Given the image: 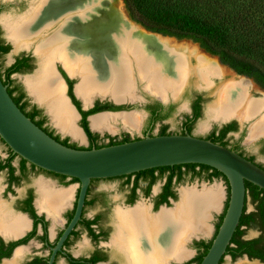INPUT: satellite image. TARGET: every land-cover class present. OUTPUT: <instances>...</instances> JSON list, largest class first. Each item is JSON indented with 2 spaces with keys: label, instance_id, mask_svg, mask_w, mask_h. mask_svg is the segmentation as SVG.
Returning <instances> with one entry per match:
<instances>
[{
  "label": "bare ground",
  "instance_id": "1",
  "mask_svg": "<svg viewBox=\"0 0 264 264\" xmlns=\"http://www.w3.org/2000/svg\"><path fill=\"white\" fill-rule=\"evenodd\" d=\"M41 4L28 14L6 18L5 27L15 48H28L34 41L41 71L25 77L24 82L32 96L46 105L55 124L71 137L83 138V134L75 122L74 108L64 95L65 84L54 70L57 59L69 74L80 77L75 92L84 102L94 95H108L115 101L133 99L136 79L145 81V87L163 99L170 95L176 98L194 76L198 86L217 95L209 108L211 118L226 120L237 116L249 120L264 109V98L249 97V81L240 77L216 87V79L233 71L202 53L195 44L146 32L131 20H124L116 0H42ZM53 25L56 28L49 32ZM118 118L131 126L139 122L132 113H98L90 118V125L93 129L113 131L112 122ZM252 131L264 133V114ZM39 190V204L51 199L45 182L39 183ZM68 194L64 192L59 198ZM221 195L219 187L184 188L174 208L162 206L154 215L148 206L140 204L119 208L115 244L129 252L130 264L183 260L190 255L186 249L189 238L209 233L208 220L211 211L218 208ZM55 202L54 206L49 202L45 207L57 220L60 201ZM26 226L23 216L7 213L0 202V232L12 235ZM15 253L16 257L19 250ZM3 264H14V259ZM236 264L255 262L244 260Z\"/></svg>",
  "mask_w": 264,
  "mask_h": 264
},
{
  "label": "trees",
  "instance_id": "2",
  "mask_svg": "<svg viewBox=\"0 0 264 264\" xmlns=\"http://www.w3.org/2000/svg\"><path fill=\"white\" fill-rule=\"evenodd\" d=\"M122 2L129 18L146 30L196 42L204 51L217 56L221 63L228 65L238 74L252 78L264 89V0H122ZM8 50L9 45L0 43V78L3 84L7 85V91L17 106L50 136L62 144L78 149H89L93 146L101 147L129 141L128 136L121 140L109 137L106 143H99L102 139L98 133L90 130L87 116L102 110H121L128 106L96 101L93 107L83 110L80 101L73 93V81L62 69H60V72L67 83V94L81 114L79 125L83 128L89 144L86 147L76 146L74 143H69L67 137L60 138L58 134H54V131L45 125L46 118L41 115V109L36 106L29 107V102L24 97L22 87L19 84H13L14 79L10 77L14 72L23 73L31 70V57L21 55L15 59L14 63L2 71L1 56ZM201 101L202 99L198 96L192 102V112L190 116L186 115L185 124H193L201 116ZM145 108L149 110L150 117L155 121L166 118L173 110V107L170 106L166 112L157 111V108H162L159 102L148 104ZM165 127L163 126L162 132L158 135H164ZM228 130H236V123H227L219 130L213 128L205 139H210L215 143L226 146L225 132ZM236 152L239 153L238 151ZM15 155L10 150L9 156L3 162L0 161V169L7 167L12 175L14 167L11 161ZM248 159L251 160L250 158ZM25 162L26 160L21 158V169H24ZM258 165L261 166L260 164ZM261 167L264 168V166ZM169 168L171 173L168 180L175 173H184L190 174V178L198 177L207 180L222 178L227 186V198L224 208L218 216L212 237L207 240L200 239L195 241L196 255L183 263L199 264L211 245L225 213L229 197L228 182L220 171L198 163L154 167L126 176L135 175L136 182L138 177L145 176L144 174L148 173L153 180H156L165 174V169ZM154 170H160V173L154 174ZM176 177L178 178L177 180L184 179L183 175ZM73 179L77 180L76 178ZM247 198L254 203V210L246 212L245 206L243 207V212L227 246L225 255L229 254L231 259L247 255L250 259L256 258L264 262V189L245 181V199ZM164 202L168 204L165 199ZM29 210L31 215L36 218L33 210ZM257 225H260L259 227L263 231L255 237L246 239L244 237L246 231L249 228H256ZM25 240L26 237L12 244L15 245ZM3 256H6V254H3ZM222 261L223 257L219 264H222Z\"/></svg>",
  "mask_w": 264,
  "mask_h": 264
},
{
  "label": "flooded vegetation",
  "instance_id": "3",
  "mask_svg": "<svg viewBox=\"0 0 264 264\" xmlns=\"http://www.w3.org/2000/svg\"><path fill=\"white\" fill-rule=\"evenodd\" d=\"M26 1L25 0H0V11L4 10L7 7L10 6H19L23 5ZM31 6L27 11L36 10L38 6L42 3V0H32ZM38 4V6H36ZM42 5V4H41ZM26 11V12H27ZM23 13L22 15L28 14ZM14 19L10 16H4L0 20V43H3L5 45H9L10 50V44L7 42L12 41V37L9 36L8 30L5 27V19ZM2 28L7 34L5 41L3 35H2ZM50 30V29H49ZM34 41L31 43L33 44ZM14 44V43H13ZM30 47V46H29ZM28 47V48H29ZM8 50V51H9ZM7 51V52H8ZM6 52V53H7ZM4 53V54H6ZM3 54V55H4ZM1 56V59L3 57ZM21 55L29 56L31 57L30 63L33 67V55L28 54L26 52H20L17 54L11 63L7 65H2V71L6 69L8 66H10L12 63L15 62V59L17 57H20ZM58 70H63L62 66L57 67ZM64 71V70H63ZM65 72V71H64ZM18 72H14L10 75V77L13 79V75ZM61 73V72H60ZM66 73V72H65ZM62 74V73H61ZM67 75V74H66ZM63 76V75H62ZM68 76V75H67ZM70 78V77H69ZM71 79V78H70ZM63 80V79H62ZM72 80V79H71ZM73 81V80H72ZM64 82V81H63ZM13 84H18L14 80L12 82ZM20 85V84H19ZM21 86V85H20ZM24 92V97L29 102V107L36 106L37 108L41 109L36 103L31 102L30 99H28V96L26 95V92L23 88H21ZM72 90H73V83H72ZM203 101V96L200 93H196L192 96L191 101L189 103V113L185 114L184 118L180 122L178 129H170V127L166 124V118H162L161 120L155 121L153 118L150 117V112L145 108V113L147 114L146 121L140 128V134H134L130 135L126 131H122L118 135H111L110 133H104L105 136L100 135L102 141L106 143L109 140V137H115V139L121 140L128 136L129 140L138 139L141 137H144L146 135H158L162 132L163 126H166L164 129V134H191L193 136L206 138L210 131L213 128H216V130H219L223 125L235 122L236 123V130H228L225 132V140H226V147L233 149L235 151H238L242 156L246 157L247 159L250 158L252 162L256 163L257 165L260 164L261 166H264V161H259L254 153L247 152L242 144L241 141L238 139L231 140L230 136H232L237 130H238V123L235 120L227 121L223 123L222 125L216 124L212 129L206 133H199L195 132L193 128V124H185L186 115L190 116L192 112V102L198 97ZM171 97V96H170ZM79 100V99H78ZM127 100H133V99H127ZM98 101L100 103L109 102L114 104L110 100H95L94 103ZM200 102L201 105L203 102ZM155 102H159L162 105V110L160 108H157V111L166 112L168 108L171 106L173 107L172 112L174 111V103L173 102H162L157 98L151 97L148 100H146L145 107L148 104H154ZM81 104V103H80ZM130 103H123L119 105H125L128 106ZM171 112V113H172ZM41 115L45 117L42 109H41ZM46 118V117H45ZM158 124L157 130H155V125ZM54 134H56L54 132ZM103 134V135H104ZM60 137V136H59ZM62 138V137H60ZM64 138V137H63ZM3 141V140H2ZM4 142V141H3ZM69 143H74L76 146H88L89 141L87 139L86 145H79L73 141H71L68 138ZM98 143V144H99ZM239 145V146H238ZM7 146V145H6ZM10 148L7 146V152L4 157H0V161H4L10 154ZM12 151V150H11ZM258 151L264 158V139H260ZM12 153H14L12 151ZM16 154V153H14ZM17 158L16 163H14V159ZM21 158L19 155H15L11 161L12 166L14 167V170L12 172V175L10 174V171L7 167H4L0 169L1 171H4L5 174V184L0 190L3 192L4 195H7L9 193L14 194L15 193V187L19 186L20 184L24 185V192L17 196L12 205L13 208H11L9 205L4 202L2 199L0 201L4 202L8 210H5L7 213L11 214L12 216L15 215H21L27 220V226L17 231L16 234L12 235H6L0 232V264H3L6 261H9L11 259H14V264H49V258L52 253V247L55 246L58 238L60 237L61 233L64 230V227L68 224L70 219L73 216L75 206H76V199L79 189V181L74 180V177L65 176L62 174L54 173L45 169H42L26 160L24 169H21ZM260 166V167H261ZM173 169V167H172ZM264 169V168H263ZM136 173V172H135ZM154 174L160 173V170H154ZM171 173V169H165V174L161 176L160 178L153 180L151 176L148 175V173H145V176L138 177L135 182V175H132L130 177H127L124 175L123 177L117 176V177H111V178H99V179H91L89 186L87 188L82 212L80 215V219L75 224L74 228L69 232L65 240L63 241V244L61 246V249L58 250L53 258L52 264H58V259L62 258L63 261L66 262V264H130V261L132 258L129 256V252H127L125 249H119L115 244V237L118 234L117 231V215L116 211L114 210L113 213V225L110 226L107 223V217L105 215L106 208L108 206V197L106 193L103 190H98L95 185L100 180H117L118 185L122 188L126 189L125 193V201L127 203L133 202V200L138 196L139 193L145 196H152L151 198V206L149 205L151 212L156 213L160 205L166 204L167 206L170 205L172 199L177 198V192L179 190L176 189V186L181 182L182 180H177L178 178L176 176L183 175L184 178L186 176H189L190 174H178L175 173L169 178V174ZM134 174V173H131ZM36 175H42L45 178H49L48 180H45L43 178H36L33 179V176ZM128 175V174H127ZM190 177V176H189ZM45 181V183L48 185L49 188V196L52 195L51 199L48 200V198L45 200L46 203H41L38 200L40 199V190H39V181ZM159 181L158 186L155 190H153V185ZM77 183V187L75 190V194L73 191V187H68L70 184ZM136 183V184H135ZM64 192H70L68 194L69 198L67 197L61 199L59 198V195H61ZM179 195V193H178ZM37 196V199H35ZM72 198V199H71ZM57 199V200H56ZM164 199L168 202L165 203ZM55 201L58 202V211L55 216H57V220L54 219L52 215H50L49 210L47 209L50 202V205L53 203L54 205L57 204ZM62 201V202H61ZM250 201L248 198L245 199L244 206L246 208V212H250L254 210V203H252V209L247 210V202ZM38 203V205H37ZM45 204V205H44ZM52 204V205H53ZM53 205V206H54ZM60 205L61 208H60ZM40 206V207H39ZM47 208H46V207ZM43 207V208H42ZM98 207V209H95ZM131 207V206H130ZM46 208V209H45ZM29 209H32L36 218L31 215V211ZM94 209V213L89 216L87 215V211ZM156 210V212H155ZM116 215V216H115ZM91 221V222H90ZM59 225L58 230L55 229V227ZM260 226V225H259ZM257 225L256 228H249L254 229L257 231L258 234H260L263 229ZM112 228V232L109 233V229ZM117 232V233H116ZM32 233V235L29 236V234ZM84 233L85 236H87L88 242L92 244V249L89 250V252L81 253L78 252H72L71 246L77 241V239L81 236V234ZM110 236L108 237V235ZM116 234V235H115ZM28 236V237H27ZM26 240L24 242H19L15 245H13V242L19 241L22 238H25ZM53 237V238H52ZM245 237V236H244ZM246 239L252 238V237H245ZM203 238H194L191 241L192 246L194 247V255L191 257V259L196 255L197 249L194 246V242L197 240H200ZM207 240V239H205ZM31 241H34L37 245L34 249L30 251V248L27 246L28 243H31ZM105 241H108L105 243ZM86 244V241L82 243V245ZM186 244V243H185ZM81 245V246H82ZM19 250V256L17 255L15 257V252ZM133 251V250H132ZM29 252V253H28ZM3 254H6V256H3ZM229 255V254H226ZM230 256V255H229ZM182 260V259H181ZM190 260V259H189ZM177 259L169 258L167 259L168 262H172L175 264H183L186 261L182 263L176 262Z\"/></svg>",
  "mask_w": 264,
  "mask_h": 264
},
{
  "label": "water",
  "instance_id": "4",
  "mask_svg": "<svg viewBox=\"0 0 264 264\" xmlns=\"http://www.w3.org/2000/svg\"><path fill=\"white\" fill-rule=\"evenodd\" d=\"M133 23L135 22L133 21ZM141 28L149 33L179 40L172 36L151 32L143 27ZM33 53L38 61V66L40 58L35 52ZM58 63L60 62L55 60L53 64L55 70L64 81V95L69 104L74 108L77 119H80L81 114L79 110L67 94V83L57 68ZM225 66L230 69L229 66ZM63 70L66 72L68 77L72 78L74 76L70 75L64 68ZM24 85L27 93L37 102L39 107H43L46 110L52 119V115L48 111L46 105L44 103H40L31 95L25 82ZM146 92L150 96L157 98L162 102H166V99L159 97L147 89ZM73 93L75 97L79 99L83 110L90 109L94 106V99L96 95H94L89 101L84 102L76 94L75 84H73ZM103 97L104 95H100V99ZM110 100H112L114 104L119 105L123 103L131 104L136 100V98L125 101H115L114 99ZM121 112L127 111L124 109L102 110L89 114L87 116V120L90 130L93 132L97 131L100 135H103L105 131L93 129L91 127L90 118L93 115L98 113L114 114ZM212 121L215 123L217 122L218 125H222L227 122L228 119ZM52 122L55 124L53 119ZM77 126L80 128L84 139H87L83 128L80 125ZM56 127L61 133L67 134L57 125ZM0 138L14 153L28 162L54 173L74 177L79 181V189L73 216L64 227V230L58 238L55 246L51 248L52 253L49 258V264H52L56 252L61 249L63 241L80 219L87 188L91 179L117 177L149 168L173 166L184 163L204 164L220 171L228 182V203L222 221L214 238L212 239L211 245L199 264H219L221 258L226 256L225 252L227 246L229 245L230 239L243 212L245 202V181L251 182L264 189V169L262 167L237 153L233 149L215 143L210 139L193 136L188 133L146 135L138 139L101 147L93 146L89 149H78L62 144L25 115V113L13 101L7 91V85L3 84L1 78ZM254 138L255 137L250 138V140H254ZM98 182H117V180H100ZM171 203H174L173 199L171 200ZM162 206L169 207L166 204H162L159 208ZM190 251L191 254L187 258L176 262L182 263L188 260L195 252V250ZM243 257L248 260L250 259L247 255H243ZM252 260L256 263L264 264V262L259 259L255 258Z\"/></svg>",
  "mask_w": 264,
  "mask_h": 264
},
{
  "label": "rangeland",
  "instance_id": "5",
  "mask_svg": "<svg viewBox=\"0 0 264 264\" xmlns=\"http://www.w3.org/2000/svg\"><path fill=\"white\" fill-rule=\"evenodd\" d=\"M7 1V0H4ZM26 2L21 6H10L5 8L4 10L0 11V20L1 18H3L4 16H10L12 18H17L19 16H21L23 13H25L29 7L31 6V1L32 0H25ZM117 4H119V9L122 11V15L124 20L130 21L133 23V20L129 18L127 11L124 7V4L122 3V1L120 0H116ZM38 6V4L36 5ZM29 11H27L26 13H28ZM125 16V17H124ZM127 18V19H126ZM135 22V21H134ZM1 23V22H0ZM135 25H137L139 28H141L142 26L138 23H134ZM1 25V24H0ZM141 26V27H140ZM56 28V25H53L49 32L52 30H54ZM142 29V28H141ZM2 35L5 39V41H7L6 36L7 34L5 33V31L2 28ZM8 37V36H7ZM173 39V38H171ZM10 40V39H9ZM7 41L10 44V50L3 55L2 59H1V63L5 66L9 63L12 62L13 58L19 54L20 52H26L28 54H32L33 55V67L31 70L27 71V72H23V73H15L12 77L14 79V81L18 84L21 85V87L24 89V91L26 92V95L28 96V99H30L31 102H34L37 104V102L27 93L26 87L24 85V78L28 77V76H33L35 74H37L38 72H40V65L37 66V59L34 52V47H35V43L31 44L29 48L27 47H18L15 48V46L13 45L12 41ZM175 40V39H173ZM177 42H189L191 44H195L198 49H200V51L202 53L207 54L208 56L214 58V59H218L215 55H210L208 53H206V51H204L198 43L190 40V39H179V40H175ZM57 61L61 62L60 60L57 59ZM193 62H195L192 59ZM219 61V60H217ZM40 62V59H39ZM220 63L222 66L225 67L226 64L221 63L220 61L218 62ZM62 63H58V66H61ZM63 66V65H62ZM228 66V65H227ZM38 68V69H37ZM64 68V67H63ZM37 69V70H36ZM65 69V68H64ZM55 70V69H54ZM66 70V69H65ZM230 70H232L233 72L229 71L228 74H226L224 77H222L221 79H216V87L225 84L226 82L230 81L231 79H237V78H244L247 81L250 82V87L248 89V94L250 98H264V89L261 88L252 78L247 77L246 75L243 74H238L236 71H234L232 68H230ZM36 71V72H35ZM67 71V70H66ZM56 72V71H55ZM71 75V74H70ZM243 75V76H242ZM56 76H59L56 72ZM73 80V84H75V86L77 84L80 83L81 79L78 75H74L72 78ZM60 80L61 77H60ZM63 82V80H62ZM64 83V82H63ZM26 84V83H25ZM146 82L144 81H140L138 79H136V84L135 87L133 89L134 91V98L136 97V100L134 102H132L131 104H128V107L125 108L124 110H126L127 112L124 113H132L137 115V117L139 118V122L137 123V125L135 126H131L127 123L124 122L123 119L118 118L117 120L112 122L113 125V131H109V130H105L104 133H110L111 135H118L120 134L122 131H126L128 132L130 135H134V134H140V128L142 127V125L145 123L146 121V117L147 114L145 113V103L146 100H148L149 98H151L152 96H150L147 92L146 89L150 91V88L148 89V87H145ZM27 86V85H26ZM215 88V87H214ZM196 93H200L203 96V103H202V113L201 116L196 120V122L193 125L194 131L195 132H199V133H206L208 131H210L212 129V127H214L217 122H213L212 120H217L214 118L209 117L208 113H209V108L211 105L215 104V101L217 99V95L215 94V91L213 90H209V89H205L203 87L198 86V83L195 79V77L193 76L192 78H190V81L188 83V85H186L182 90L179 91L178 96L175 97H171L168 96L166 98V102H173L174 103V111L169 115V117L166 119V124L170 127V129H178L180 122L182 121V119L184 118L185 114L189 113V103L191 101V98L194 94ZM32 95V94H31ZM133 98V99H134ZM110 96L105 95L103 98L100 99V95H96L95 96V100H110ZM38 101V100H37ZM112 101V100H110ZM38 105V104H37ZM45 117H46V122L45 125H47L50 129H52L56 134H58L60 137H67L69 138L71 141L79 144V145H86L87 144V139L83 138H74L71 137L70 134H63L61 133L56 125L52 122V119L50 118V116L48 115V113L46 112V110L41 107ZM123 113V112H122ZM264 114V109L262 110L260 115H257L256 117L246 120L243 119L242 117H237V116H232L231 118L228 119V121L231 120H235L238 123V130L232 135L230 136L231 140H235L238 139L241 141V144L243 146V148L247 151V152H251L254 153L257 157V159L259 161H264V158L262 157V155L259 153L258 151V146H259V141L260 139H264V133H254L252 131L253 129V125L254 123L257 121V119ZM76 124L79 125V119H76ZM158 124L155 125V130H157ZM95 133H99L97 131H94ZM257 135V136H256ZM102 136H105L102 135ZM256 136V137H255ZM254 138V140H250V138ZM7 152V146L6 144L2 141V139L0 138V157H4L6 155ZM17 158H15L13 161L14 163H16ZM33 179L36 178H43L45 180H48L49 178H45L42 175H36L32 177ZM39 182H45L43 180L39 181ZM5 184V174L4 171L0 172V188H2ZM159 181H157L156 183H154L153 185V190L156 189V187L158 186ZM219 187L221 189V201L220 204L218 206V208L216 210L211 211V217L208 220L209 226H210V230L209 233L207 234H203V235H193V237L190 238V240L187 242V247L185 244V247L187 250H194V247L191 244V241L194 238H203V239H209L212 237L214 230H215V224L218 220V216L219 214L222 212L223 208H224V204L227 198V186L225 184V181L222 178H215L213 180H207L204 178H190L189 176H186L181 182H179V184L176 186V189L179 190L177 192V198L173 199L175 202V204L170 203V205H168L170 208H174L176 206V203L180 200V192L182 189L184 188H194L197 190H201L203 188H209V187ZM24 185L20 184L19 186L15 187V193L14 194H7L4 195L3 192L0 190V199H2L4 202H6L9 207L10 210L11 208H13V201L14 199L21 195L24 192ZM68 187H73V191L75 194V190L77 187V183H73L70 184ZM95 187L98 190H103L107 197H108V206L106 208H104L106 210V217H107V223L112 226L113 225V213L114 210L115 212L121 208V209H125V208H132L135 206H138L139 204L141 206H151V198L152 196H145L142 195L141 193L138 194V196L133 200V202L131 203H127L125 201V193H126V189L122 188L118 185V181L117 182H97ZM179 193V195H178ZM45 198V197H44ZM37 199V196L36 198ZM72 199V198H71ZM38 200V199H37ZM1 203L4 204V202L0 201ZM38 205V203H37ZM131 206V207H130ZM167 207V208H169ZM252 204L250 201L247 202V210H251L252 209ZM164 208V207H163ZM4 209L8 210L6 205L4 204ZM95 209H98V207H96ZM149 210V212L154 215L156 213H158L159 210H161L160 208H158L157 212L155 210L156 213H152L150 207L147 208ZM94 209L87 211V215L91 216L94 211ZM116 216V215H115ZM59 225H57L55 227L56 230H58ZM112 232V228L109 229V233ZM258 233L256 230L254 229H248L245 233V237H255L257 236ZM110 236V234L108 235V237ZM192 236V235H191ZM53 238V237H52ZM86 241V244L82 245L83 242ZM108 241H105V243H107ZM82 245V246H81ZM30 248V251L32 249H34L35 247H37L36 243L34 241H31V243H28L27 245ZM92 249V244L88 242L87 236H85L84 233L81 234V236L77 239V241L71 246V251L72 252H79L80 254L85 253V252H89V250ZM29 253V252H28ZM191 254V251H190ZM194 255V254H193ZM192 255V256H193ZM191 256V257H192ZM191 257L189 259H191ZM188 259V260H189ZM186 260V261H188ZM248 261V262H255L252 259H246L245 257H237L236 259H231V257L229 255H226L223 258L222 264H236L239 261ZM58 264H66L65 261H63L62 258L58 259ZM170 264H175L170 262ZM190 264H194V263H190ZM255 264H259L256 263Z\"/></svg>",
  "mask_w": 264,
  "mask_h": 264
}]
</instances>
